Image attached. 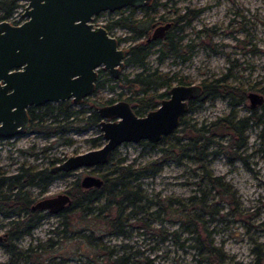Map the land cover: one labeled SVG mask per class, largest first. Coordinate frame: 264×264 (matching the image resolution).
I'll return each mask as SVG.
<instances>
[{"label":"rangeland","instance_id":"1","mask_svg":"<svg viewBox=\"0 0 264 264\" xmlns=\"http://www.w3.org/2000/svg\"><path fill=\"white\" fill-rule=\"evenodd\" d=\"M157 2L160 6L147 14L136 9V17L154 19L165 25L174 23L178 17L199 13L190 25L180 24L184 26L182 31L173 27L170 30V33L177 32L183 37L184 46L194 47L190 53L183 50L189 60L169 58L159 62L158 54H154L149 58V67L172 78V89L179 86L180 81L189 86H202L204 82L221 79L243 89L247 95V101L235 108L222 98L210 99L187 114L185 120L189 124H202L236 115L238 121L253 115L252 109L256 119L262 117L264 101L253 108L248 95L256 93L264 97V0ZM21 5L12 17L15 21L25 10L27 0ZM132 11V8H127L122 12H106L95 18L93 23L104 27L113 18L129 15ZM110 35L125 39L121 43L125 50L139 41L124 29H116ZM140 72L141 68L130 66L121 71V76L133 77ZM108 74L104 70L99 74L98 82L108 79ZM112 85L117 86L112 88ZM164 91L166 89L161 90ZM130 95L115 79L96 90L82 104H72L69 110L85 111L88 115L102 107L123 102ZM110 101L114 102L110 104ZM43 112L39 109L36 113ZM46 119L48 124L54 121V115ZM64 124L69 130L60 136H47L30 130L17 139L1 138L0 174L5 172L7 177H13L22 169L40 172L56 159L64 161L104 146L100 127L78 132L77 128L83 127L81 122ZM182 129L184 126L178 131L181 137L186 135ZM243 137L246 143L239 150L237 146L242 143L241 139L238 138L230 147L228 135L217 137L216 141L225 149L211 155L203 165L186 159L163 163L161 149L165 146L125 143L104 166L58 175L48 187L37 184L35 180L24 191L39 202L72 190L76 182L81 183L88 175L102 178L118 166L140 168L152 164L154 171L157 170L156 173L148 171V175L138 181L147 197L141 204L145 212L128 220L125 235L111 234L106 222L94 221L92 215L82 217L77 210L71 211L68 217L42 212L43 218L34 230L21 236L10 250L5 246V235L11 221L22 216L8 218L0 214V264H118L116 261L120 258H124L126 264H207L200 263L202 256L188 247L191 242L186 239L190 235L183 231V225L194 215L200 237L204 240L210 234L215 246L227 256L226 264H264V126L253 125ZM212 150L218 151L217 148ZM206 174L236 192L235 199L221 196L220 190L206 179ZM7 183L10 182L0 186V192H7ZM193 197L198 200L196 205H191ZM96 207H106L105 200L102 199ZM106 217L114 219L115 214ZM174 232H177V237ZM84 236L92 238V241L84 239ZM184 242L185 246H182ZM259 251L261 259L258 258ZM111 252L114 254L109 258ZM18 253H22L24 258L15 255Z\"/></svg>","mask_w":264,"mask_h":264},{"label":"water","instance_id":"2","mask_svg":"<svg viewBox=\"0 0 264 264\" xmlns=\"http://www.w3.org/2000/svg\"><path fill=\"white\" fill-rule=\"evenodd\" d=\"M152 0H27L26 21L15 25L0 23V137L13 139L27 132L30 108L73 101L80 104L92 96L103 68L118 78L128 51L121 48L94 20L103 13L127 8L142 9ZM171 23L156 28L151 39L163 37ZM202 86L179 85L170 97L145 116H138L123 101L98 110L104 146L69 158L57 171L72 172L106 165L125 143H160L175 133L188 113L189 101L201 96ZM253 108L264 97L248 95ZM101 177L86 176L83 189H100ZM67 194L46 198L33 206L34 211L60 214L71 206Z\"/></svg>","mask_w":264,"mask_h":264},{"label":"trees","instance_id":"3","mask_svg":"<svg viewBox=\"0 0 264 264\" xmlns=\"http://www.w3.org/2000/svg\"><path fill=\"white\" fill-rule=\"evenodd\" d=\"M23 1L25 0H0V23L10 20L22 6L21 2ZM153 1L154 0H152L147 7L142 8L146 14L157 6H160L157 2L159 0H155V4H153ZM135 10L136 9H133L129 15H121L119 18H113L104 27L110 34L116 29L127 30L134 34L133 38L135 40H139L127 50L128 55L124 62V68L137 66L142 69V72L137 73L133 77L128 75L121 76L120 72L116 80L117 84L131 93V95L126 98L125 102L129 103L135 113L142 117L156 110L163 100L170 97V91L172 90V83L174 81L172 78L161 75L157 70L153 71L149 67V58L154 54H158L159 62L169 58L182 59L184 62L189 60L190 57L185 54L183 50L190 53V51H193L194 47L188 45L184 46L182 43L183 37L177 32L170 33V30L173 27L176 31H182L184 26L191 24L193 18L199 12H196L194 16L187 14L176 18L173 20L174 23H171V28L163 37L148 41L153 34L152 32L163 23L157 22L154 19H140L136 17ZM182 23L185 25L180 26ZM124 40L125 39L122 38L118 39L120 44ZM103 72L104 69L99 71V74ZM108 76V79L98 82L96 87L97 91L115 80L110 73ZM180 85L186 84L184 81H180ZM115 86L117 85H112L111 87L115 88ZM202 88L203 91L201 96L189 101L187 114L194 112L210 99L222 98L227 100L232 108L238 107L247 101L246 92L237 86L231 85L227 80L219 79L204 82ZM162 89H166V91L161 92ZM83 101L80 104H82ZM113 102L114 101H110V104ZM72 104L75 103L73 101H68L56 106L47 104L41 108H32L31 112L34 121L32 130L47 136H60L69 130L67 126H65V122L69 124L81 122L83 127H78V132H83L91 127H100L103 118L98 113L99 109L87 115L85 111L69 110ZM39 109H43L44 112L36 113ZM252 112L253 115L250 117L239 119L238 121L235 115V117L229 116L221 118L216 122L202 124H189L185 120L186 114L181 119L180 123V127L184 126L182 131L185 132L186 135L181 137L178 134V129L173 135L163 138L160 143L156 144L143 141L142 144L151 147H158L159 145L165 146L161 149L162 156H164L162 158L163 163L169 160L181 161L186 159L203 165L211 155H217L221 151H224L225 147L220 142L216 141L217 137L228 135L230 137V147L233 146V142H236L238 138L241 139L242 143L237 146V150H239L245 146L246 140L243 136L250 127L253 125L264 126V121H262L264 115L256 119L255 110L252 109ZM50 115H54V121L47 124L48 121L46 118ZM101 139H103V136ZM214 148H217L218 151H213L212 149ZM154 168L155 166L152 164L140 168H134L131 165L118 166L102 176L104 185L100 189L94 188L86 190L81 187L79 182H76L74 188L71 190L72 204L61 212L60 215L68 217V215L72 214L71 211L77 210L82 217L92 215L91 218L94 221L106 222L107 226L110 228L111 234L125 235V228L128 220L145 212V207L141 204L147 197L143 195L138 181L142 177L147 176L150 170L156 173L157 170L154 171ZM157 169L159 168L157 167ZM26 172L27 173L23 174V176L15 177L18 183L20 182V177L24 180L22 183L23 187L33 185L35 180H38L39 176L37 173L28 174V171ZM206 179L212 183L215 188L220 190L219 194L221 196H227L232 200L235 199L236 192L228 186L222 185L219 179L213 178V176L209 174H206ZM134 183L135 185H133ZM37 184H40L39 181H37ZM15 186L18 185L15 184ZM12 189L13 187L11 190ZM27 195L21 196L20 194L0 193V211L4 216L8 218L11 216H23L21 219L11 221L10 223L9 233L11 238L5 245L6 248L10 250L14 248L13 242L15 240L25 234H30L43 218V215L32 212L31 207L34 201ZM102 199L105 200L106 207H96ZM190 201L191 205H196L198 203L196 197L191 198ZM180 205L186 207L183 203H180ZM110 214H115V218L108 219L106 216ZM183 226V231L190 235V237L186 239L187 242H191V245H188V247L202 256L199 260L200 263L226 264L227 256L222 249L215 246L210 234L208 233L207 239L204 240L200 237L201 232L197 226L196 215ZM174 235L177 237V232H174ZM83 238L92 241L90 237L84 236ZM182 246H185V242ZM113 254L114 252L109 253L108 257L110 258ZM15 255L24 258L22 253ZM258 258L261 259V251L258 253ZM123 261L124 258H120L116 262L118 264H126V262Z\"/></svg>","mask_w":264,"mask_h":264},{"label":"flooded vegetation","instance_id":"4","mask_svg":"<svg viewBox=\"0 0 264 264\" xmlns=\"http://www.w3.org/2000/svg\"><path fill=\"white\" fill-rule=\"evenodd\" d=\"M31 109L32 108H30L28 110V112H27V115H28V118H29V126H28V129H27V132L30 131V130L33 131L32 130V126L34 125V121H33V118H32L33 116H32ZM34 133H37V132L34 131ZM19 137L20 136H17V137H15L13 139H17ZM0 139H1V137H0ZM2 139L3 140H13V139H6V138H2ZM67 160L68 159H66L64 161L63 160L62 161H59V160L56 159V160H54V161L51 162V164H50V166L48 168H46V169H44V170H42L40 172H36L37 174H39L38 180H37L40 183L39 185H43L45 187H48V185L51 183V181L54 180L56 177H58V175H67L68 173H70V172H66L64 170L57 171L58 166L62 165ZM26 171H28V170L22 169V172L21 173H19L18 175H15L13 177H7L5 175V172H3V174H0V186L6 184V182H10V183H7L8 184V190H7V192H5L6 194H10V193H12L13 195L20 194L21 196H24L26 194V192L24 190L28 186L23 187L22 183H23L24 180L20 177L19 178L20 179V182L18 183L16 181V178H15L16 176H23V174H26L27 173ZM28 174H32V173L30 171H28ZM29 177H31V176H29ZM15 184H17L18 186H15ZM12 187H13V189L11 190ZM0 193H2V192H0ZM63 194H67V195H69L71 197V190H68V191L64 192ZM33 201H34L33 202L34 204L31 207L32 212L41 214L42 211H34L33 210V206L37 203L34 199H33ZM0 214H2L1 211H0ZM45 214H50V213L46 212ZM14 221H16V220H14ZM10 238H11V235H10L9 230H8V233L5 235L4 240L7 241V243H8L9 240H10ZM0 240H2V238H0ZM17 240H15L13 242V244Z\"/></svg>","mask_w":264,"mask_h":264},{"label":"built area","instance_id":"5","mask_svg":"<svg viewBox=\"0 0 264 264\" xmlns=\"http://www.w3.org/2000/svg\"><path fill=\"white\" fill-rule=\"evenodd\" d=\"M25 6H26V5H25ZM23 13H24V11H23L22 14L20 15V18H19L18 21H15L13 18H11V19L8 20V21H9L10 23L15 24V25H21V24H23V23L26 21V19L23 18Z\"/></svg>","mask_w":264,"mask_h":264}]
</instances>
